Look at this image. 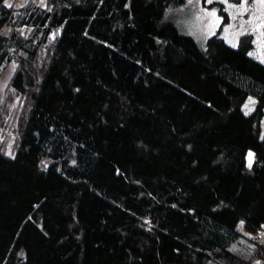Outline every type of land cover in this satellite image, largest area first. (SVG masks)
Here are the masks:
<instances>
[{
    "label": "trees",
    "instance_id": "16d2710c",
    "mask_svg": "<svg viewBox=\"0 0 264 264\" xmlns=\"http://www.w3.org/2000/svg\"><path fill=\"white\" fill-rule=\"evenodd\" d=\"M186 1L47 0L22 9V39L0 0L24 102L0 146V264H264V244L230 249L239 222L264 230V63L252 34L181 33Z\"/></svg>",
    "mask_w": 264,
    "mask_h": 264
},
{
    "label": "rangeland",
    "instance_id": "374dc122",
    "mask_svg": "<svg viewBox=\"0 0 264 264\" xmlns=\"http://www.w3.org/2000/svg\"><path fill=\"white\" fill-rule=\"evenodd\" d=\"M219 3L222 11L227 14V21L223 22V15L219 13L217 6H207L210 3ZM203 5L200 0H187L184 5L170 11V18L177 26L178 30L190 35L195 39L199 47L204 48L210 35L216 30L227 43L236 47L240 36L243 34L253 35V46L248 54L256 60L264 63V4L261 0H241L238 3L229 0H206ZM3 5L14 10V20L1 29V33L11 36L17 28L21 38H25L31 33V26L24 27L19 25L22 9L28 11L35 9H47V0H4ZM215 12V16L208 13ZM54 36L55 32H51ZM36 35L34 41L39 40ZM25 55L23 50H12V58L16 55ZM46 48L39 53L40 61L44 59ZM16 67L15 59L4 65L0 57V146L3 151L8 153L17 141L18 119L23 107V97L16 90L5 88L8 84ZM256 98L248 96L243 103V111L248 114L253 111L256 105ZM262 132L264 135V116L261 121ZM251 154V155H250ZM247 163L250 166L254 161V152L248 151ZM238 229L243 233L242 236L234 241L230 249L246 258L252 257L254 250L264 244V230L256 235L245 233L242 222H239Z\"/></svg>",
    "mask_w": 264,
    "mask_h": 264
},
{
    "label": "snow or ice",
    "instance_id": "6c2138e0",
    "mask_svg": "<svg viewBox=\"0 0 264 264\" xmlns=\"http://www.w3.org/2000/svg\"><path fill=\"white\" fill-rule=\"evenodd\" d=\"M261 3L264 4V0H261ZM209 16H215V12L208 13ZM251 155V154H250Z\"/></svg>",
    "mask_w": 264,
    "mask_h": 264
}]
</instances>
